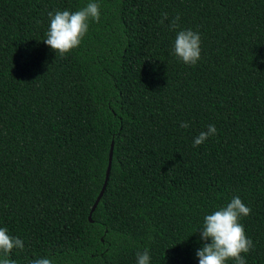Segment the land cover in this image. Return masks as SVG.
<instances>
[{
    "label": "trees",
    "instance_id": "16d2710c",
    "mask_svg": "<svg viewBox=\"0 0 264 264\" xmlns=\"http://www.w3.org/2000/svg\"><path fill=\"white\" fill-rule=\"evenodd\" d=\"M89 2L0 0V227L24 242L10 258L199 264L205 215L239 196L242 255L264 264V0H94L99 23L57 55L48 14ZM185 29L195 66L173 54Z\"/></svg>",
    "mask_w": 264,
    "mask_h": 264
},
{
    "label": "clouds",
    "instance_id": "9594fccd",
    "mask_svg": "<svg viewBox=\"0 0 264 264\" xmlns=\"http://www.w3.org/2000/svg\"><path fill=\"white\" fill-rule=\"evenodd\" d=\"M50 27L43 40L57 55L66 56L73 50L79 48L90 29V23H99L101 17L100 6L94 0L82 9L75 12L70 10L50 12ZM168 19L167 13H162L161 23ZM180 17L171 20V30L179 28ZM173 54L182 62L195 66L201 59V37L199 33L191 30L177 31ZM182 128H189L188 122L181 123ZM217 133L214 124L208 125L206 131H202L194 139V146H200L210 136ZM252 210L237 196L223 208L207 214L204 217L203 226L197 230L200 234L199 242L202 247L197 249L196 256L199 264H228L234 260L236 264H246L242 254L249 253L253 248V241L247 237L242 217L249 216ZM196 231V232H197ZM209 240L211 241L209 243ZM24 242L8 233L7 228L0 227V264H16L10 258L15 249H23ZM137 264H150V254L147 249L138 252ZM32 264H53L49 258H39L32 261Z\"/></svg>",
    "mask_w": 264,
    "mask_h": 264
},
{
    "label": "water",
    "instance_id": "95a60500",
    "mask_svg": "<svg viewBox=\"0 0 264 264\" xmlns=\"http://www.w3.org/2000/svg\"><path fill=\"white\" fill-rule=\"evenodd\" d=\"M113 149H114V142L112 143V147H111V151H110V157H109V164H108V168H107V172H106V178H105V182H104V185H103V188L93 206V209L91 211V214H90V221L93 222L92 220V215L94 213V211L96 210L99 202L101 201L102 197L104 196V193L106 191V188L108 186V182H109V179H110V175H111V170H112V160H113Z\"/></svg>",
    "mask_w": 264,
    "mask_h": 264
}]
</instances>
